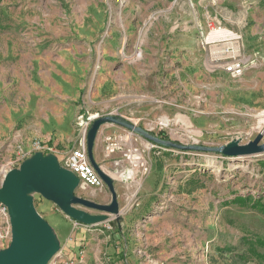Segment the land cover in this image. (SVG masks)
<instances>
[{"label":"rangeland","instance_id":"1","mask_svg":"<svg viewBox=\"0 0 264 264\" xmlns=\"http://www.w3.org/2000/svg\"><path fill=\"white\" fill-rule=\"evenodd\" d=\"M90 116L185 149L101 126L122 220L85 226L36 195L61 242L50 264H264L244 241L264 238V154L218 151L264 144V0H0V183L36 141L77 149ZM76 194L112 200L104 183ZM11 236L0 212V250Z\"/></svg>","mask_w":264,"mask_h":264},{"label":"water","instance_id":"2","mask_svg":"<svg viewBox=\"0 0 264 264\" xmlns=\"http://www.w3.org/2000/svg\"><path fill=\"white\" fill-rule=\"evenodd\" d=\"M113 123L123 126L147 140L168 147L185 149L180 145L162 141L141 127L118 116L96 119L87 133V150L91 164L100 175L112 195L109 204H100L79 197L76 194L81 181L73 172L65 169L54 154L35 153L21 163L18 168L7 172L0 183V203L7 210L11 225V243L0 250V264H50L61 250V242L55 229L38 213L35 196L56 205L71 220L92 226L110 220V215L121 221L118 196L114 179L106 174L95 161L94 148L101 126ZM263 135L254 141L241 145L233 141L218 151L228 157H251L264 154ZM197 148V147H191ZM78 207H83L80 209ZM94 210L100 214H91Z\"/></svg>","mask_w":264,"mask_h":264},{"label":"built area","instance_id":"3","mask_svg":"<svg viewBox=\"0 0 264 264\" xmlns=\"http://www.w3.org/2000/svg\"><path fill=\"white\" fill-rule=\"evenodd\" d=\"M96 117L97 116H90L86 119L84 117L80 118V126L82 127V137L80 140V145L77 149L72 150L63 159L59 158L55 147H53L49 141L34 142L32 153L29 156L31 157L32 155L38 152H41L45 155L54 154L58 157L62 167L77 175V177L81 181L82 186L90 188L100 187L101 185H103V181L100 175L95 170L94 166L91 164L87 150V133ZM27 157L23 161L29 158ZM135 161H138V159H136ZM0 212L3 213L5 217L9 219L8 210L1 203Z\"/></svg>","mask_w":264,"mask_h":264},{"label":"trees","instance_id":"4","mask_svg":"<svg viewBox=\"0 0 264 264\" xmlns=\"http://www.w3.org/2000/svg\"><path fill=\"white\" fill-rule=\"evenodd\" d=\"M235 203H241L244 206H247V199L246 198H237L234 200ZM252 207H259L262 211H264V206L260 205L259 203L252 202ZM244 241L249 245L250 250L252 252L253 257L257 259L264 260V253H261L259 250H264V238L260 237H246ZM251 254V253H250ZM251 255V256H252Z\"/></svg>","mask_w":264,"mask_h":264},{"label":"bare ground","instance_id":"5","mask_svg":"<svg viewBox=\"0 0 264 264\" xmlns=\"http://www.w3.org/2000/svg\"><path fill=\"white\" fill-rule=\"evenodd\" d=\"M228 35H231L232 36V34H230V33H227V32H223V30L221 31V30H217L216 32H214L213 33V35H212V37H213V39H220V38H224V37H227ZM230 37V36H229ZM233 37V36H232ZM233 38H235V37H233ZM238 38V37H237ZM223 57V56H222ZM120 173H118L117 175H119ZM123 174L124 173H122L121 174V176L120 177H123ZM111 177H112V175H111ZM140 187V186H139Z\"/></svg>","mask_w":264,"mask_h":264},{"label":"crops","instance_id":"6","mask_svg":"<svg viewBox=\"0 0 264 264\" xmlns=\"http://www.w3.org/2000/svg\"><path fill=\"white\" fill-rule=\"evenodd\" d=\"M95 144H96V143H95ZM97 155H99V152L96 150V146H95V148H94V158H96Z\"/></svg>","mask_w":264,"mask_h":264}]
</instances>
